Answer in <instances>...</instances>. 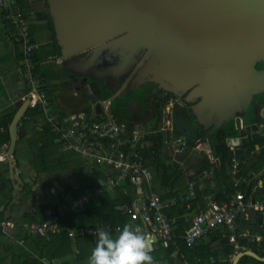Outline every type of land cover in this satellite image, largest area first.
I'll use <instances>...</instances> for the list:
<instances>
[{
	"label": "crops",
	"instance_id": "crops-1",
	"mask_svg": "<svg viewBox=\"0 0 264 264\" xmlns=\"http://www.w3.org/2000/svg\"><path fill=\"white\" fill-rule=\"evenodd\" d=\"M16 1V8L21 9L31 24L29 25L37 43L38 72L49 97L51 109L64 118L78 113H84L91 119L110 117L117 124L125 126L126 133L124 132L122 138L126 139L127 134L132 131L142 135L145 163L152 170L153 176L141 183L139 188L129 181L117 187L121 188L129 184L133 190V197L138 194L144 202L151 194L158 193L166 205L165 212L177 222L180 219L177 215L181 214V219L184 221V217H194L213 201L229 199V195H223L228 184L223 180L220 156L218 153H211L208 137L202 141L207 132L194 122L193 117L182 104L174 105L170 117L171 128L166 129L164 128L163 106L158 104L157 99L147 97L145 94L140 95L141 100L136 95L131 99H124L122 95L110 99L106 107L103 106L102 103L108 98H105L104 90L106 89L99 84L98 80L88 79L84 83L81 79L75 81L70 78V72L60 58L54 30L52 31L48 20L40 17V14L48 11L45 1ZM13 30V23L0 9V184L9 183L6 189L0 191V221H8L11 225L6 232L0 228V264H13L14 258L19 257L22 252L27 255H37V252L31 249L32 240L29 237L49 238L29 234L19 229L20 224L40 222L38 220L45 219L47 209L54 211L59 209L61 220H63V215L70 213L66 212L64 204L72 189L73 193L85 192L87 191L85 182L89 175L96 176L95 179L97 178L98 181L108 175V172L98 170L93 163L85 160L77 152L60 148L55 142L56 133L49 128L43 112L39 109L36 111V109L27 107L17 125L13 152L12 154L8 152L11 122L23 102L27 100L28 93L22 64L23 49L20 44L11 39L10 34ZM253 109L259 120L258 126L253 128L251 122L242 132L236 129V135L228 137L226 145L230 161L239 162L238 157L245 156L247 159L243 162H247V168L255 165L256 170L248 172L251 178H242L239 183L242 185V192H248L247 199L252 203H258L264 194V166L261 171L257 172L261 165H257L250 157L261 153L262 146L254 142L259 139L256 134H260L258 128L264 125V117L256 103ZM174 136L181 137L185 142L179 152H174L165 143L169 137ZM252 143L253 151L248 153ZM206 159L209 160L205 164ZM229 165L226 162L224 167L228 170ZM163 170L167 172L164 173ZM191 182L194 183V197L186 202L185 198L189 196ZM80 187L85 190L80 191ZM117 187L106 192L110 200L115 199L116 192L120 191ZM9 190L11 191L10 196L8 195ZM68 190H70L69 193ZM219 191L224 199H217ZM63 193H65L64 196ZM102 197L97 204H94V207L98 208L101 205ZM181 201L184 207H181ZM178 202L180 207L176 205ZM112 204L109 202V208ZM122 205L124 204H116L113 212L127 215L119 209ZM41 212L43 215L38 218ZM128 216H125L126 224L140 227L141 222L138 219ZM101 222L112 223L113 221H98V223ZM236 223L237 234L248 232L264 236L262 215L252 207H248L245 213L239 215ZM59 224L66 226L60 221ZM182 224L184 227L182 226L181 229L188 225L185 222ZM232 232L230 228L217 227L194 246L208 244L210 254L217 253L219 259L224 261L229 257L230 263L238 252L244 250H252L264 257L263 240L249 241L240 237L237 238V247H235L229 241V235ZM69 239L70 247L66 253L60 251V247L57 246L59 243L53 242V245H50L48 253L54 254L51 260L55 261V264H87L88 257L95 247V240L88 235L69 237ZM190 248L192 247H187L183 240L177 237L166 244L161 241L154 243L151 255L154 264H194V261L196 264H210L213 262L211 257L208 261L201 263L199 257L189 252ZM76 250L80 251L79 255L75 254ZM228 250H234V255H229L228 252L224 255ZM43 257L50 259L47 255ZM24 258L26 257L24 256L21 260ZM244 264L256 263L246 260Z\"/></svg>",
	"mask_w": 264,
	"mask_h": 264
},
{
	"label": "water",
	"instance_id": "water-1",
	"mask_svg": "<svg viewBox=\"0 0 264 264\" xmlns=\"http://www.w3.org/2000/svg\"><path fill=\"white\" fill-rule=\"evenodd\" d=\"M70 78L104 80L120 97L148 82L181 100L207 132L229 121L242 132L254 97L264 94V0H46ZM81 77V78H77ZM23 102L10 128L12 154ZM264 117V107L261 108ZM257 117L252 127H257ZM260 126L258 129L261 130ZM257 139L260 134H256ZM194 143L196 140L194 139ZM264 262L252 250L238 252Z\"/></svg>",
	"mask_w": 264,
	"mask_h": 264
},
{
	"label": "built area",
	"instance_id": "built-area-1",
	"mask_svg": "<svg viewBox=\"0 0 264 264\" xmlns=\"http://www.w3.org/2000/svg\"><path fill=\"white\" fill-rule=\"evenodd\" d=\"M16 0H0V9L5 12V17L9 19L14 30L11 32V39L20 44L23 49V71L28 87L26 99L29 100L28 107L39 109L43 112L49 128L56 133L55 142L60 148L77 152L85 160L108 175L100 179L94 189L79 193H69L65 199L66 212L79 213L89 203L97 204L100 196L113 190L117 186H122L130 182L139 188L141 183L149 180L153 176L152 170L146 165L143 154L142 135L139 132H130L128 137L122 138L125 126L117 124L110 117L103 119H91L84 113L72 114L67 117H60L50 107V100L44 88V84L38 72L36 61L37 43L29 26V20L25 14L16 8ZM171 103L169 101L164 109V128H171ZM262 128V127H261ZM165 143L174 152H179L184 146V140L179 136L169 137ZM238 161H233L230 174L235 175ZM240 180L233 178V187L237 188ZM194 183H190L189 196L194 197ZM133 197L129 205H122L119 209L131 218L141 222L140 228L143 232L150 233L154 237V243L161 241L168 243L180 237L187 247L194 246L199 240L211 233L217 227H227L232 229L229 241L237 247V238H245L249 241L263 240L264 236L257 233L236 232L237 219L239 215L246 212L248 207L262 215L264 220V194L258 203H252L245 198L244 193L235 191L229 195L227 201H213L192 218L184 217V222L188 225L178 231V222L175 218L168 216L165 212V204L158 193H153L142 201L140 196ZM59 215L52 209L45 211V219L40 222L22 223L19 229L29 234L50 237L55 234L66 232L69 237L81 235L91 236L96 242V231L103 229L110 234H119L123 228L120 224L110 222L96 223L86 226H61ZM0 228L6 232L11 228L8 221H0ZM80 251L76 250V255ZM29 260L37 259L41 264H55L46 257H38L35 254L28 256Z\"/></svg>",
	"mask_w": 264,
	"mask_h": 264
},
{
	"label": "trees",
	"instance_id": "trees-1",
	"mask_svg": "<svg viewBox=\"0 0 264 264\" xmlns=\"http://www.w3.org/2000/svg\"><path fill=\"white\" fill-rule=\"evenodd\" d=\"M44 1H45V5L47 7L46 0H44ZM40 17L49 21V25L53 31L52 21H51L49 12L46 11L45 13L40 14ZM30 29H31V27H30ZM256 68L257 69H264V61L258 63ZM98 82L100 85H103L104 80H98ZM112 93L113 92H111V91L104 90L105 98H109ZM140 93H141L140 89L136 90V91L128 92V93L124 94L123 98L124 99H131V98H134V96L136 95V97L139 96V99L141 100L142 97H140ZM254 102L256 103V105L259 109L263 108L264 107V94L256 95L254 97ZM36 111H38V110L36 109ZM254 117H256V114L254 112L253 106H250L248 112L246 113V115L243 118L244 125H249L252 122ZM235 135H236V128H235L234 121H229V122L225 123L224 125H222L220 128H218L217 130H215L207 138V141H209L211 144V146H210L211 153H213V154L218 153V155L220 156V160H221L220 162L222 163L221 173H222L224 182L228 184V186L226 187L225 193H223V195H231L232 193H234L237 190L242 192V190H241L242 185H240L241 183H239L237 188H234L233 183H232V179L238 178L239 180L240 179L242 180V178H245V177H247V179H250L251 175L248 174L249 170H254V171L256 170L255 165L247 168V166H246L247 162H245V163L243 162L247 158L245 156H240V157H238L239 165L237 167L235 175L230 174L229 171L231 168L232 160L230 161V159L228 158V148L226 145V139L230 136H235ZM7 139H6V141H7ZM254 143H258L262 146V150H261L260 155L254 156V154H253V156L250 157L251 160H254L257 165H261V167L257 170V172H259L262 170V167L264 166V126L260 130L259 139ZM253 146L254 145L252 143L248 149V153H251V151H253V148H254ZM208 160L209 159H206L205 164L208 163ZM226 162H228V164H230L228 166V170H227V167H224V164H226ZM163 172L166 173L167 171L163 170ZM95 177L96 176H94V175H89V177L87 178L88 180H86V182H85V187L87 188L86 190H88V189L91 190V189L95 188L96 184L98 183V179L97 178L95 179ZM8 185H9V183H6V182L0 184V191L6 189V187H8ZM117 188H119L118 190H120L121 192L120 191L116 192L115 199L110 200L108 198L106 192H105L100 196V197H102V196L103 197L101 199L102 200L101 205L98 208L94 207V204L89 203L86 206V208L83 209L82 211H80L79 213H71L70 212V213L64 214L63 215L64 221L61 220L60 212L58 211L59 209H56V212L60 216V223L66 225V226H69V227H76V226H82V225H84V226L94 225V224L98 223L99 220H107V221H113L112 223H114V224H120L121 223L120 225L124 226L127 223V218L125 216H128V215H123V214H119L118 212H113L114 206L116 204L129 205L131 203L134 195H133V190L130 188L129 184H126L124 187H121V188L117 187ZM79 189H80V191L85 190L82 187H80ZM69 191L70 190H68V193H69ZM10 192L11 191L9 190V193H8L9 196H10ZM31 192H32V194H34L33 191H31ZM72 192H74L73 189H72ZM242 193H245L244 196L247 198L248 192L244 191ZM64 195H65V193H63V196ZM223 195L219 191L217 199H220V198L224 199ZM109 202L113 203L110 208L108 206ZM181 203H182L181 207H184L183 201H181ZM176 205H178L180 207L179 202ZM42 215L43 214L41 212V214L38 215V218H41ZM177 216L180 218V219H178V228L177 229H178V231L179 230L181 231L183 229V228L181 229V227L182 226L184 227V224H182V222H184V221H183V219H181V214L177 215ZM43 219L44 218H42L41 220H43ZM41 220H38V221H41ZM81 237H84V235H81ZM29 239L32 240V242L30 244L31 249L34 250L35 252H37V256L39 258L43 257L44 255H47L50 258V260L52 259L54 254L48 253V249L50 248V245H53L52 244L53 242L59 243V245L55 244V246L56 245L59 246L60 251H62V253H66L70 247V239L67 236L66 232H63L62 234H59L56 236L52 235V237L50 236L48 239L41 238V237H35V236L34 237L31 236V237H29ZM78 246H80V245L78 244ZM209 251H210V246L208 244L203 245V246H192V248L189 249L190 253H194L196 255V257H199L201 259V263H203V261H208L211 257L213 258V262H210V264H229L230 263L229 257L226 259V261L220 260L219 255L217 253L210 254ZM227 252L229 255H234V250H231V251L228 250V251H226V253H224V255L227 254ZM26 255H27V253L23 254V252H22V254H20L19 257L14 258L13 264H41L38 260H28L29 255H27V256ZM24 256L26 258H24V260H21V258H23ZM246 260H251V261L255 262L256 264H264V262L257 261L250 256H244L238 262V264H244L246 262ZM194 264H196V261H194Z\"/></svg>",
	"mask_w": 264,
	"mask_h": 264
},
{
	"label": "clouds",
	"instance_id": "clouds-1",
	"mask_svg": "<svg viewBox=\"0 0 264 264\" xmlns=\"http://www.w3.org/2000/svg\"><path fill=\"white\" fill-rule=\"evenodd\" d=\"M96 243L87 264H154V237L139 226L125 224L119 234L96 231Z\"/></svg>",
	"mask_w": 264,
	"mask_h": 264
},
{
	"label": "flooded vegetation",
	"instance_id": "flooded-vegetation-1",
	"mask_svg": "<svg viewBox=\"0 0 264 264\" xmlns=\"http://www.w3.org/2000/svg\"><path fill=\"white\" fill-rule=\"evenodd\" d=\"M262 70H264V69H262ZM139 89L141 90L140 95L145 94V96H147V97H152V98L157 99L158 104H160L161 107L163 106V109H165V106L169 101H172L171 112L173 110L174 105L182 104L180 99L176 98L175 96L171 95L170 93L157 90L154 85H152L151 83H148V82L140 81L139 87L137 89L131 90L129 92L136 91Z\"/></svg>",
	"mask_w": 264,
	"mask_h": 264
},
{
	"label": "rangeland",
	"instance_id": "rangeland-1",
	"mask_svg": "<svg viewBox=\"0 0 264 264\" xmlns=\"http://www.w3.org/2000/svg\"><path fill=\"white\" fill-rule=\"evenodd\" d=\"M42 10H44V8Z\"/></svg>",
	"mask_w": 264,
	"mask_h": 264
}]
</instances>
